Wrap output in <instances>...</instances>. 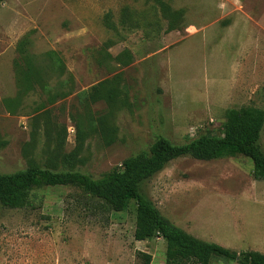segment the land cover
<instances>
[{
  "label": "rangeland",
  "instance_id": "374dc122",
  "mask_svg": "<svg viewBox=\"0 0 264 264\" xmlns=\"http://www.w3.org/2000/svg\"><path fill=\"white\" fill-rule=\"evenodd\" d=\"M159 1L182 11L176 29ZM24 56L34 64L30 88L22 76L17 83ZM241 107L264 111V0L0 3L1 173L34 164L97 178L158 135L173 143L220 135L225 111ZM141 191L192 236L264 253V179L246 157H179ZM29 202L0 205V264H145L141 254L164 264L160 236L134 239V201L109 211L74 187L50 186Z\"/></svg>",
  "mask_w": 264,
  "mask_h": 264
},
{
  "label": "trees",
  "instance_id": "16d2710c",
  "mask_svg": "<svg viewBox=\"0 0 264 264\" xmlns=\"http://www.w3.org/2000/svg\"><path fill=\"white\" fill-rule=\"evenodd\" d=\"M2 1L0 0V3ZM159 4L163 14L169 18L168 30L176 29L182 11L171 10L160 1ZM44 56L54 67L60 69V75L65 72L63 61L55 52L47 51ZM24 61L26 65L20 66L19 70L15 69L17 83L20 87L22 76L30 88L31 77L35 75H32L31 70L34 67L32 56L31 60L24 56ZM40 80L37 78L35 82L38 83ZM112 95L100 93L95 97L104 98ZM43 114L44 111L41 115ZM263 125L262 109L229 108L225 111V121L220 135H199L184 143H173L166 137L158 135L148 149L122 160L118 166L97 178L79 171H53L34 164L14 172H0V205L22 209L29 206V196L34 190L50 186L74 187L81 192L85 202L90 203L89 198L94 199L100 207L109 211H123L131 201H134L136 206L134 239L143 241L160 236L165 241L164 264H209L213 259L235 261L237 264H264V253L253 250L236 252L217 243L198 239L175 226L141 191V185L145 180L159 172L169 161L183 156L213 160L241 155L252 162L253 178L264 179V151L260 145ZM91 204L96 206L94 203ZM141 257L145 264L150 263L149 254H141Z\"/></svg>",
  "mask_w": 264,
  "mask_h": 264
}]
</instances>
